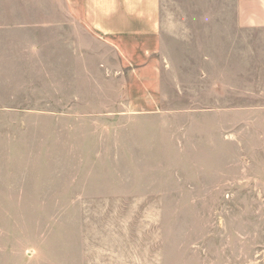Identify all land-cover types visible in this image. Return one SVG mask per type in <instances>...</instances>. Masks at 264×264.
<instances>
[{
  "label": "rangeland",
  "instance_id": "rangeland-1",
  "mask_svg": "<svg viewBox=\"0 0 264 264\" xmlns=\"http://www.w3.org/2000/svg\"><path fill=\"white\" fill-rule=\"evenodd\" d=\"M64 18L0 0V264H264L254 112L180 68L177 37L170 62L103 47L99 71Z\"/></svg>",
  "mask_w": 264,
  "mask_h": 264
},
{
  "label": "crops",
  "instance_id": "crops-1",
  "mask_svg": "<svg viewBox=\"0 0 264 264\" xmlns=\"http://www.w3.org/2000/svg\"><path fill=\"white\" fill-rule=\"evenodd\" d=\"M186 3L193 8L184 10ZM62 7L72 58L89 55L99 71L109 65L103 47L119 57L124 43L143 42V54L167 53L170 62L168 42L177 37L180 68L209 67L213 96L234 97L237 109L254 112L246 124V135L257 138L249 152L264 155V0H62Z\"/></svg>",
  "mask_w": 264,
  "mask_h": 264
}]
</instances>
